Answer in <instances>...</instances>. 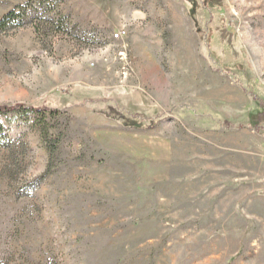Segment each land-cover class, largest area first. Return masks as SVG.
<instances>
[{"label":"rangeland","instance_id":"1","mask_svg":"<svg viewBox=\"0 0 264 264\" xmlns=\"http://www.w3.org/2000/svg\"><path fill=\"white\" fill-rule=\"evenodd\" d=\"M0 264H264V0H0Z\"/></svg>","mask_w":264,"mask_h":264},{"label":"trees","instance_id":"2","mask_svg":"<svg viewBox=\"0 0 264 264\" xmlns=\"http://www.w3.org/2000/svg\"><path fill=\"white\" fill-rule=\"evenodd\" d=\"M26 16V7H18L16 10L10 11L1 21H0V31H5L9 28L10 25L18 24L20 26L24 21ZM33 113L39 117L45 118L46 116L52 118L56 114L53 110L40 109L34 107H26L23 105H14V106H0V117L6 116L11 113ZM0 124V132H1Z\"/></svg>","mask_w":264,"mask_h":264}]
</instances>
